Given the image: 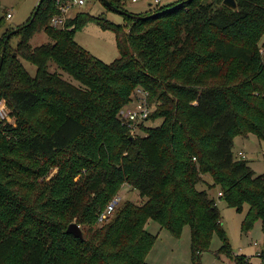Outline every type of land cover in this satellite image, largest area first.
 <instances>
[{
  "label": "trees",
  "instance_id": "1",
  "mask_svg": "<svg viewBox=\"0 0 264 264\" xmlns=\"http://www.w3.org/2000/svg\"><path fill=\"white\" fill-rule=\"evenodd\" d=\"M235 4L176 0L123 15V24L80 11L72 28L59 29L49 24L53 0H43L31 22L5 29L0 101L13 121L0 120V264H150V220L176 238L188 226L191 262L200 263L216 233L231 264H252L231 252L216 201L196 186L209 175L219 199L247 206L241 231L260 220L264 233V173L232 150L236 135L264 143V0ZM90 21L114 33L112 62L74 39ZM37 31L53 42L32 47ZM51 61L81 86L50 72ZM136 89L150 109L143 135L131 134L120 112ZM124 184L142 204L121 203L97 227ZM73 221L83 238L66 233ZM258 257L264 264V238Z\"/></svg>",
  "mask_w": 264,
  "mask_h": 264
},
{
  "label": "rangeland",
  "instance_id": "2",
  "mask_svg": "<svg viewBox=\"0 0 264 264\" xmlns=\"http://www.w3.org/2000/svg\"><path fill=\"white\" fill-rule=\"evenodd\" d=\"M38 1L39 0H0V18L2 17L5 19L4 26L0 28V38L2 37L5 29L8 27L14 28L17 25L24 23L32 15ZM118 1L121 2L122 7L126 8L133 14H137L136 12H139L137 10H139V6L142 2V0H135L136 2H132V0ZM166 1L170 0H160V2ZM206 1L210 2L211 0ZM83 8V11L94 18L104 16L110 22L112 21L113 23L117 24L124 23L123 15H120L112 10H108L100 3L99 0H89ZM7 12L12 13L11 19H6L5 14ZM74 39H76L80 46L82 45L91 54H93L95 57L97 56L105 63L112 62L113 59L119 56L114 33L109 30H103L99 24L93 21L87 22V24L81 28L80 31H77L75 33ZM17 41L18 38L16 36H12L9 40V43L10 45H16ZM52 42L53 40L48 38L43 31H37L29 40V43L32 47L41 44H51ZM263 42L264 35L262 41L259 43L260 49L262 48ZM22 63L31 75L35 74L36 68L34 65L28 61H23ZM47 68L50 72H58L63 80L68 81L78 87L81 86V84H79L68 73L58 68L54 62H49ZM143 92L146 91L136 89V91L133 92L131 96L132 100L128 103V105L122 107V109L127 110L130 107L133 108L137 101L139 103L144 102L149 109L147 102L148 99L146 96L147 94L142 95ZM3 107H5V103L4 100H1L0 109ZM10 121L13 120L10 119ZM154 121L155 122H147L145 125H158L161 119L158 118V120ZM133 130H135L132 132L134 135H143L141 128H139V124L135 125V129ZM233 140V153L236 154L240 150L245 152L246 155H248L247 158L246 156L244 157L248 161V166L251 165L257 175L264 173V143L258 140L251 133L247 138L236 135ZM55 171L56 168L48 172L46 174L47 176L45 177V180H49ZM41 179L42 178H39V181ZM204 181H206L208 185L206 183H199L196 186L199 190L206 188L209 195L212 196L216 201L220 211V216H222V226L228 237L231 252L234 255H246L249 257L252 264H262L256 253L263 248L264 233L261 230L260 220L255 221L247 233L241 231L240 224L244 217V212L246 211L247 206L244 205L241 211L228 206L225 201L219 199L221 194L219 187L210 186L212 181L209 175L205 176ZM121 188L122 189L119 192L120 201L118 205L125 201H131L135 204H142L143 199L140 198L136 189L129 187L126 184H124ZM96 226L99 227L101 225ZM156 226L158 227L159 225L156 222L150 220L147 224V229L150 233L156 234L155 232L158 231L154 229ZM159 230V233L156 234L157 240L151 247L152 249L148 252L146 259L155 261L157 264H196L191 262V249L189 247L190 232L188 226H184L181 229V233L179 236H177V238L163 227H161ZM253 242H257V244H253ZM220 243L219 236L215 233L210 241V248L200 256L199 264H231L229 257H227L225 253L219 252V248L221 247Z\"/></svg>",
  "mask_w": 264,
  "mask_h": 264
},
{
  "label": "built area",
  "instance_id": "3",
  "mask_svg": "<svg viewBox=\"0 0 264 264\" xmlns=\"http://www.w3.org/2000/svg\"><path fill=\"white\" fill-rule=\"evenodd\" d=\"M89 0H53L54 3V9L55 12L51 15L49 19V24L54 28L59 29H70L73 27V25H68L67 22L70 19H73L74 16L80 11H82L84 6L87 4ZM154 3L159 0H152ZM6 19L12 18V13L7 12L6 13ZM145 95L146 92H143L142 95ZM120 112L123 114V118L127 120V127L130 128L131 134L135 130V125L141 123L143 119L147 118L149 115V109L143 102H136V105L133 108H128L127 110H120ZM6 119L7 121H10V118L7 115L6 108L3 107L0 109V120ZM238 155L241 158H244L246 155H243L242 152H239ZM221 195V194H220ZM120 201V196L117 194L114 198H112L108 203L106 208L100 212L98 215V225H101L103 222H106L109 217L112 216L113 212L115 211V208L118 206V203ZM253 244H257V242H253ZM262 250V249H261ZM259 250L257 255L261 252Z\"/></svg>",
  "mask_w": 264,
  "mask_h": 264
},
{
  "label": "water",
  "instance_id": "4",
  "mask_svg": "<svg viewBox=\"0 0 264 264\" xmlns=\"http://www.w3.org/2000/svg\"><path fill=\"white\" fill-rule=\"evenodd\" d=\"M42 2H43V0H39L37 2L36 6H35V9L33 11L32 17L30 19V22L33 20V18L35 17L36 13L39 11V7H40ZM101 2H102L103 6L105 8H108L109 10H112V11H114V12L120 14V15H124V16L127 15V16L132 17V18H139V16H136L135 14L127 12L126 10L124 11V10L118 8V7H115L108 0H101ZM223 4L227 5L228 7H236L235 0H223ZM17 31H18V29H15L12 32L8 33L6 35L5 43H6L7 39L11 36V34L17 32ZM5 48H6V46L4 44L3 47H2V50H1V54H0V70H1L2 62H3V53L5 51ZM66 233H68L70 235L71 234L75 235L78 238H83L84 237V235L82 233V230L80 229V225H78L74 221L69 224V226L66 229Z\"/></svg>",
  "mask_w": 264,
  "mask_h": 264
},
{
  "label": "crops",
  "instance_id": "5",
  "mask_svg": "<svg viewBox=\"0 0 264 264\" xmlns=\"http://www.w3.org/2000/svg\"><path fill=\"white\" fill-rule=\"evenodd\" d=\"M173 1H176V0H170V1H166V2H160V0L159 1H157V2H153L152 0H149V1H147V0H142V2H141V4H140V8H139V10H137V11H139V12H136L137 14H139V13H141V12H144V11H148V10H150V9H153L154 7H156V5H167V4H171V2H173ZM132 2H136L135 0H132ZM84 10V9H83ZM82 10V11H83ZM85 12V11H84ZM77 15V14H76ZM75 15V16H76ZM74 16V17H75ZM75 36V35H74ZM249 136V135H248ZM247 136V137H248ZM247 137H245V138H247ZM239 152H242L241 150L240 151H238L236 154H238ZM244 155H246V153L245 152H242ZM247 156L248 155H246V158H247ZM251 168H252V166L251 165H249ZM253 169V168H252ZM254 170V169H253ZM149 223V221L146 223V228H147V224ZM159 227V226H158ZM157 226L156 227H154V229L155 230H158V231H156L155 233L156 234H158L159 233V229L160 228H158ZM148 230V229H147ZM146 262H148V263H150V264H157L155 261H150V260H148V259H146Z\"/></svg>",
  "mask_w": 264,
  "mask_h": 264
}]
</instances>
